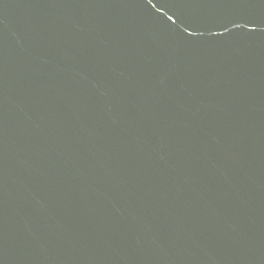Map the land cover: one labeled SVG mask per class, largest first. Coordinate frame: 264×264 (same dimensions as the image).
<instances>
[{"label":"water","instance_id":"water-1","mask_svg":"<svg viewBox=\"0 0 264 264\" xmlns=\"http://www.w3.org/2000/svg\"><path fill=\"white\" fill-rule=\"evenodd\" d=\"M0 264H264V0H0Z\"/></svg>","mask_w":264,"mask_h":264}]
</instances>
